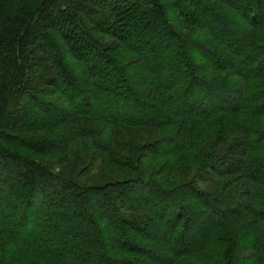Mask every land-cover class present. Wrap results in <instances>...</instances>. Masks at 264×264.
I'll return each instance as SVG.
<instances>
[{"label": "trees", "instance_id": "trees-1", "mask_svg": "<svg viewBox=\"0 0 264 264\" xmlns=\"http://www.w3.org/2000/svg\"><path fill=\"white\" fill-rule=\"evenodd\" d=\"M0 264H264V0H0Z\"/></svg>", "mask_w": 264, "mask_h": 264}, {"label": "rangeland", "instance_id": "rangeland-1", "mask_svg": "<svg viewBox=\"0 0 264 264\" xmlns=\"http://www.w3.org/2000/svg\"><path fill=\"white\" fill-rule=\"evenodd\" d=\"M125 130H126V133L131 137H142L143 135H149L150 134V132L145 131L144 129H139V128L138 129L127 128ZM86 160L87 159H77L73 162H70L68 165L63 167V173L65 175H75L77 173V171L80 169V166H82V164ZM98 165H99V161L96 160L95 166L92 169H90L89 172H82L81 174L78 175L79 179L82 180V178H83L84 181L87 183L103 182L105 179L108 178V177H106L107 170H105L104 167L102 169H100V166H98ZM178 180H182V176L180 174L178 175Z\"/></svg>", "mask_w": 264, "mask_h": 264}]
</instances>
